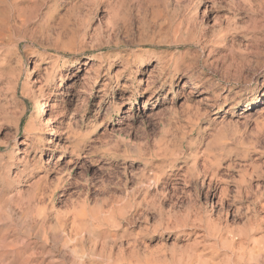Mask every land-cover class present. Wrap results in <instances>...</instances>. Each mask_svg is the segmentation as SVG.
I'll use <instances>...</instances> for the list:
<instances>
[{"label": "rangeland", "instance_id": "1", "mask_svg": "<svg viewBox=\"0 0 264 264\" xmlns=\"http://www.w3.org/2000/svg\"><path fill=\"white\" fill-rule=\"evenodd\" d=\"M0 264H264V0H0Z\"/></svg>", "mask_w": 264, "mask_h": 264}, {"label": "bare ground", "instance_id": "2", "mask_svg": "<svg viewBox=\"0 0 264 264\" xmlns=\"http://www.w3.org/2000/svg\"><path fill=\"white\" fill-rule=\"evenodd\" d=\"M138 72H141V71H138ZM138 72H137V71H136V72L131 71V74L133 75V74H136V73H138ZM55 73H56V71H55L54 69H52L50 72H48V73L46 74V79H47V81L50 80V79H53ZM64 81H65V77L62 75V76H61V85H60V87L63 86ZM139 82H141V80H140ZM255 99H256V97L254 98V100H255ZM38 105H39V104H38ZM252 105H253V106L255 105V101H251L250 103H246V107H247V109H246L245 111H249V110H251L252 107H250V106H252ZM41 106H42V105H41ZM40 112L44 114V110H43V108H40ZM38 130H40V129H37V128H34V129H33V131H35V133H36Z\"/></svg>", "mask_w": 264, "mask_h": 264}]
</instances>
